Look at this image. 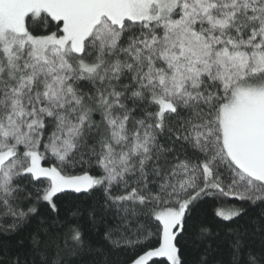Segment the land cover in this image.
Returning a JSON list of instances; mask_svg holds the SVG:
<instances>
[{"label": "snow or ice", "instance_id": "obj_1", "mask_svg": "<svg viewBox=\"0 0 264 264\" xmlns=\"http://www.w3.org/2000/svg\"><path fill=\"white\" fill-rule=\"evenodd\" d=\"M0 264H264V0H0Z\"/></svg>", "mask_w": 264, "mask_h": 264}]
</instances>
